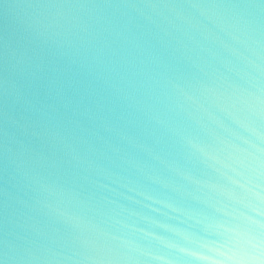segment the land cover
<instances>
[{
    "label": "clouds",
    "instance_id": "obj_1",
    "mask_svg": "<svg viewBox=\"0 0 264 264\" xmlns=\"http://www.w3.org/2000/svg\"><path fill=\"white\" fill-rule=\"evenodd\" d=\"M0 264H264V0H0Z\"/></svg>",
    "mask_w": 264,
    "mask_h": 264
}]
</instances>
